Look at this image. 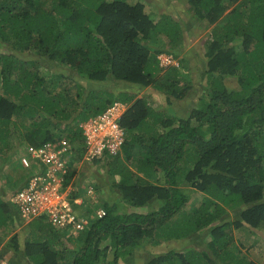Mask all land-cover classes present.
I'll use <instances>...</instances> for the list:
<instances>
[{"label":"trees","instance_id":"obj_1","mask_svg":"<svg viewBox=\"0 0 264 264\" xmlns=\"http://www.w3.org/2000/svg\"><path fill=\"white\" fill-rule=\"evenodd\" d=\"M177 2L182 14L154 15L141 0H0V152L14 136L22 146L65 136L69 178L84 151L80 123L116 101L125 105L121 154L105 150L92 160L107 165L116 197L74 235L43 217L29 220L22 244L11 238L30 264H119L144 240L183 243L144 264H264L240 253L230 228L264 227V0ZM206 28L198 103L183 115L159 108L190 92L178 67L188 58L179 55ZM161 53L179 63L162 70ZM107 79L113 87L97 83ZM66 80L76 81L74 93ZM144 87L154 91L139 94ZM192 190L203 199L189 210ZM226 207L237 218L224 220ZM19 218L0 191V228Z\"/></svg>","mask_w":264,"mask_h":264},{"label":"rangeland","instance_id":"obj_2","mask_svg":"<svg viewBox=\"0 0 264 264\" xmlns=\"http://www.w3.org/2000/svg\"><path fill=\"white\" fill-rule=\"evenodd\" d=\"M131 1L133 2L134 0ZM141 1L144 3L145 10L147 12H151L154 15L163 9H166L170 12L182 14V8L178 6L179 2H177V0ZM208 30L209 28L199 30V32L195 34L193 40L190 41L184 47L183 51L179 55V57L186 56L188 58L186 67H182L180 65H178V67L181 69V72L184 73L185 78L190 79L192 82V88L190 89V92L183 99H172L171 101H169V103L163 101L162 105L157 104L159 108H163L164 104H169L175 109L178 114L183 115L185 113V110L198 103V96H200V94L202 93V86L206 82V75L204 73V41L208 39ZM164 54L167 53H161L159 55L161 56L160 61L162 65V70L166 68L168 64L179 63L178 59H174L173 56L170 58V62L166 63L167 61L164 59ZM159 73L162 72L159 71ZM75 79L78 80L79 76H77L73 80ZM73 80L65 81L66 86L70 90L69 92L72 93H74L76 89V81ZM226 81H228L231 86H237L234 77H229ZM82 83L85 85L86 88H89L95 85L96 82L82 81ZM97 83H101L106 87L114 86L113 82L110 79ZM119 85V87L117 86L118 88L129 89V87H125V85L122 83H120ZM152 91L154 90L149 87H144L139 91V94H143L144 92L152 93ZM18 140L19 139L14 136L12 142L7 146L8 149L3 152H0V191L3 192V194L5 195H8L12 191H14L15 188L25 179V177L29 173V169H26L25 171L23 170L22 172L20 165H17L18 156L22 150V140ZM118 153L121 154L120 151H118ZM103 163V161L102 163H96L93 161H82L75 165V167L77 168L75 169L77 170V173H80L82 175V177H79L78 180H80V178H83L85 179V182L88 180L95 186L93 197L87 196L86 194L84 195V205L82 207V211H90V208L95 209L97 206L101 205L104 199L112 201L116 197V189L113 187L111 182L113 177H108L106 169L107 165H103ZM132 167L135 166L133 165ZM77 177L78 175L75 173L74 182H77ZM114 178H117V175H115ZM202 199V192L198 190H192L190 200L188 201L189 203L185 207H188V209L191 210L193 205H197ZM150 208L151 206L149 205L145 207H140V210H148ZM119 209L133 210V207L120 203ZM234 210L230 207H226L224 220L237 218L238 214L236 213V210ZM30 221H25L19 218L16 226L8 224L0 228V250L4 249L5 257L7 258V264H30L27 258L23 256L22 252L15 250L14 243L12 242L13 238H11L13 235H15L18 239V242L22 244L23 229H27L29 227ZM230 228L231 233L234 237V241L238 243L241 254L247 255L248 257L251 256L258 260H261L264 257L263 226H259L258 228H249L247 226H242L241 228ZM208 237L209 229H203V231L200 233L199 238H203L204 240ZM199 238L196 237L197 240H200ZM193 239L194 237H192L190 240ZM172 243L174 244V246L181 247L183 245V243L178 242V240L177 242H174V240L166 242L162 241L158 244H151V242L144 240L141 244V247L136 249H130L129 252H126V254L122 255L119 259V264H144L148 260V258L156 254L165 252L168 248L172 246Z\"/></svg>","mask_w":264,"mask_h":264},{"label":"built area","instance_id":"obj_3","mask_svg":"<svg viewBox=\"0 0 264 264\" xmlns=\"http://www.w3.org/2000/svg\"><path fill=\"white\" fill-rule=\"evenodd\" d=\"M171 57L164 54L166 63ZM124 108L123 103L116 101L102 113L80 123L85 136L80 162L101 157L105 150L110 154L121 150L125 133L117 119ZM21 149L18 159L29 173L8 194V201L17 208L21 219L29 221L43 217L52 226L74 235L87 227L92 213L93 217H101L105 213L102 205L91 208V211H82L84 195L93 197L95 186L80 178L81 191L76 195L73 193L76 182L74 174L68 178L72 169L69 164L72 148L67 137H55L37 145L26 144ZM0 264H7V258L1 253Z\"/></svg>","mask_w":264,"mask_h":264},{"label":"crops","instance_id":"obj_4","mask_svg":"<svg viewBox=\"0 0 264 264\" xmlns=\"http://www.w3.org/2000/svg\"><path fill=\"white\" fill-rule=\"evenodd\" d=\"M76 174L78 175V177H82V175H81L80 173H77V172H76ZM76 181H77V180H76Z\"/></svg>","mask_w":264,"mask_h":264}]
</instances>
